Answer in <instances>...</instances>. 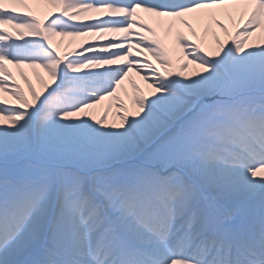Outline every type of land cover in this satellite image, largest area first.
I'll return each mask as SVG.
<instances>
[{"label": "snow or ice", "instance_id": "snow-or-ice-1", "mask_svg": "<svg viewBox=\"0 0 264 264\" xmlns=\"http://www.w3.org/2000/svg\"><path fill=\"white\" fill-rule=\"evenodd\" d=\"M0 264H264V0H0Z\"/></svg>", "mask_w": 264, "mask_h": 264}, {"label": "rangeland", "instance_id": "rangeland-1", "mask_svg": "<svg viewBox=\"0 0 264 264\" xmlns=\"http://www.w3.org/2000/svg\"><path fill=\"white\" fill-rule=\"evenodd\" d=\"M224 23L229 27L230 30H232V25H231V23H230L228 20L225 19V20H224ZM196 30H197L198 33H200V32L202 31V29H201L200 26H196ZM217 31H218V30H217ZM74 46H76V45H74ZM153 63H155V61H153ZM26 71H27V70H26ZM14 75H15V77H16V79H17V82H19L20 85H21V87H24L25 90H26V87H27V86L24 84L23 79H21V77H20V75H19V72L16 71V73H14ZM27 75H28V78L33 82L34 86L37 87V90H39V85H38L37 82H36V78H35L34 73H33L32 71H27ZM132 76H134L133 78H134V79L137 81V83H139L140 86L145 90V93H146V94H147L148 92H150V89L147 88V85H146L143 81H141L140 78H139L138 76L135 75V73H133ZM125 87H127L128 90H129V92H131V86H130L127 82H126V84H125ZM110 117H111V115H110ZM109 120H111V119L109 118Z\"/></svg>", "mask_w": 264, "mask_h": 264}, {"label": "bare ground", "instance_id": "bare-ground-1", "mask_svg": "<svg viewBox=\"0 0 264 264\" xmlns=\"http://www.w3.org/2000/svg\"><path fill=\"white\" fill-rule=\"evenodd\" d=\"M186 31V30H185ZM169 43H170V40L168 41ZM12 71H13V74L14 73H16V71H18V70H16V69H11ZM132 77H134V76H132ZM116 110L115 109H113V112H115ZM98 114H99V112H98ZM111 115V114H110ZM109 118L112 120L113 119V116L111 115V117L109 116ZM110 120V121H111Z\"/></svg>", "mask_w": 264, "mask_h": 264}]
</instances>
